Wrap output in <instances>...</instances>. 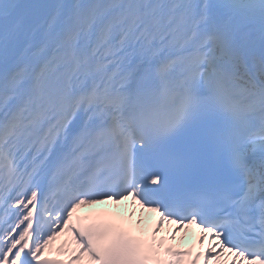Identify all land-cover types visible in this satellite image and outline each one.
Here are the masks:
<instances>
[{
	"label": "snow or ice",
	"instance_id": "snow-or-ice-1",
	"mask_svg": "<svg viewBox=\"0 0 264 264\" xmlns=\"http://www.w3.org/2000/svg\"><path fill=\"white\" fill-rule=\"evenodd\" d=\"M129 199L150 236L77 215ZM226 253L264 264V0H0V264Z\"/></svg>",
	"mask_w": 264,
	"mask_h": 264
}]
</instances>
